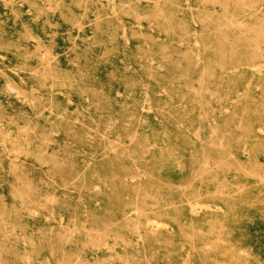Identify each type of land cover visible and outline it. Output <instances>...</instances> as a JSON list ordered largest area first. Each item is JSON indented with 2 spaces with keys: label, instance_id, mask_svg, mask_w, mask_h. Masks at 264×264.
Masks as SVG:
<instances>
[{
  "label": "rangeland",
  "instance_id": "obj_1",
  "mask_svg": "<svg viewBox=\"0 0 264 264\" xmlns=\"http://www.w3.org/2000/svg\"><path fill=\"white\" fill-rule=\"evenodd\" d=\"M0 264H264V0H0Z\"/></svg>",
  "mask_w": 264,
  "mask_h": 264
},
{
  "label": "bare ground",
  "instance_id": "obj_2",
  "mask_svg": "<svg viewBox=\"0 0 264 264\" xmlns=\"http://www.w3.org/2000/svg\"><path fill=\"white\" fill-rule=\"evenodd\" d=\"M240 22V21H239ZM242 25H243V23H242ZM253 68V67H252ZM254 68H255V66H254ZM134 211V210H133ZM135 211H137V210H135ZM149 222H151V221H149ZM152 222H153V220H152ZM153 223H156V222H153ZM161 223V222H160ZM160 223H156V227H157V224H159L160 225ZM158 225V226H159ZM100 238V237H99Z\"/></svg>",
  "mask_w": 264,
  "mask_h": 264
}]
</instances>
